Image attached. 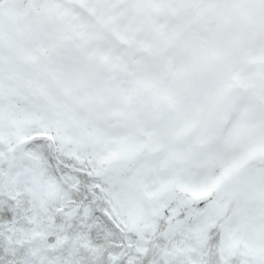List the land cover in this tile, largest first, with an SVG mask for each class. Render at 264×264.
Instances as JSON below:
<instances>
[{"label": "rangeland", "instance_id": "obj_1", "mask_svg": "<svg viewBox=\"0 0 264 264\" xmlns=\"http://www.w3.org/2000/svg\"><path fill=\"white\" fill-rule=\"evenodd\" d=\"M0 264H264V0H0Z\"/></svg>", "mask_w": 264, "mask_h": 264}, {"label": "water", "instance_id": "obj_2", "mask_svg": "<svg viewBox=\"0 0 264 264\" xmlns=\"http://www.w3.org/2000/svg\"><path fill=\"white\" fill-rule=\"evenodd\" d=\"M176 165H179V163H175ZM258 175L255 171V169L248 168L246 169L239 177L238 181L235 184V197L245 198L248 195H250L255 187L256 181H257ZM256 198L253 197L250 200V203H255Z\"/></svg>", "mask_w": 264, "mask_h": 264}, {"label": "flooded vegetation", "instance_id": "obj_3", "mask_svg": "<svg viewBox=\"0 0 264 264\" xmlns=\"http://www.w3.org/2000/svg\"><path fill=\"white\" fill-rule=\"evenodd\" d=\"M68 53V52H67ZM68 59H70V57L68 56Z\"/></svg>", "mask_w": 264, "mask_h": 264}]
</instances>
